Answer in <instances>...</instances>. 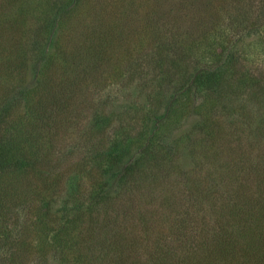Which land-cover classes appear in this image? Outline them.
<instances>
[{
    "label": "trees",
    "instance_id": "16d2710c",
    "mask_svg": "<svg viewBox=\"0 0 264 264\" xmlns=\"http://www.w3.org/2000/svg\"><path fill=\"white\" fill-rule=\"evenodd\" d=\"M5 1L9 16L5 27L2 24L6 16L0 17V35L4 36L0 38V47L4 43L6 47L0 50L6 55L0 59V65H6V70H10L9 67H18L16 62L20 59L24 61L27 47L32 46L28 42V35L32 33L26 30L25 23L18 25L11 16L16 13L28 16L37 6L34 3L28 8V4L23 6L22 1H18L19 5L17 0ZM127 1L121 0L120 4L124 5ZM130 3L134 9L137 7V11H140L139 6L146 4L149 8H157L156 3L142 0H130ZM174 3V17H170L172 11L168 9L165 17L159 9L152 17L147 12L148 20L151 19L150 23L147 20L148 31L138 27L141 25L139 15L130 16L132 23H137L135 28L141 46L145 45L144 38H147L149 48L160 59L163 60L162 55L166 56L170 51L174 62L185 64L183 68L169 67L166 70L168 73L157 75V84L150 90L154 107L145 113L151 115L146 120V128L138 135L127 127H120V132L113 139L106 140L104 137L111 121L109 114H97V124L94 122L91 128L79 122L81 117L73 115L74 118H68L75 107L71 94L68 95V88L82 87L99 64L109 62L108 48L123 47L120 39L129 14L124 11L125 17H122V9L119 10L122 24L113 20L108 25L111 37V40L107 39L108 45L107 41H103L89 47L88 51H93L95 55L91 69L78 68L69 74L60 92V88L53 90V85L48 84L54 95L44 85V98L35 101L24 95L15 100L6 94L0 96V105L6 108L0 111V264H33L35 257L46 260L50 256H59V264H82L85 261H89L88 264H101L95 261L98 258L105 259L107 264H264V176L261 174L264 166L259 160L253 164L249 158L252 154L248 151L238 153L244 156L241 158L245 162L234 166H229L234 151L226 152L225 160L219 159L221 148H231L223 142L226 126L221 121L229 113L220 107L224 104L222 97L233 102V117L236 120L231 121L235 126L238 122L249 123L253 117L264 114L259 105L264 103V0L251 4L252 10H246L252 22L250 28L247 25L245 28L249 36L259 35L255 42H260L262 56L250 65L240 57V52L245 49L238 47L235 39V35L244 37L241 31L230 34L228 24L224 23L222 31L218 32L222 37L209 31L194 34L196 26L186 29L188 26L184 24L188 20L194 22L198 19L197 15H201L200 0H175ZM255 5L258 6L256 12ZM41 8L39 20L48 21L42 27V38H39L40 29L39 33L33 35L40 39L37 48L49 50L60 19L55 15L58 13L56 11L50 20L49 17L45 20L52 13V6L50 9L46 5ZM163 18L174 27L168 33L163 31ZM177 22L182 25L178 27ZM19 45L21 49L17 47ZM51 53L57 59L63 56L65 62L62 65L72 63L73 68V59L68 53L64 54L61 49ZM193 59H198L201 64L196 65ZM143 61L138 62V71ZM149 63L147 59L146 66ZM189 67L192 69L188 71ZM124 80L125 77L122 82ZM226 91L227 95L223 96ZM23 96L24 104L21 102ZM111 113L122 117L128 110L118 107ZM66 124L74 128V132H79L86 147V150H80L83 149L81 146L74 151L80 152L78 156L74 155L79 165L75 164L74 159L71 160V155L68 157V154H61L56 149L57 139L61 138V129H66ZM255 133L262 134L260 128ZM169 136L172 138L168 139ZM93 145L94 150L90 147ZM100 146L106 148L98 149ZM161 152L164 155L157 156ZM174 157L178 161L188 157L197 167L211 166L218 173L220 183L225 185L224 189L220 191L218 182L211 180L204 193L203 178L198 174V169H190L186 170L188 176L184 181L189 192L179 200L167 196L155 198L154 193L150 192L142 198L140 196L138 202L134 201L137 199L136 186L150 183L151 179L153 182L162 181L161 178H167V175L159 177V171L180 166ZM17 164L23 167L14 177L12 170L7 168ZM226 166L231 172L226 170ZM218 168L221 169L217 172ZM51 169L54 172L48 179L46 174ZM74 173L79 177H74ZM251 176L259 180L255 184L257 191L251 190V183L242 182ZM155 184L149 191L155 190ZM85 187H89V201L77 204L76 200H79ZM251 194L258 196L251 198ZM210 197L212 202L209 209L212 212L208 211L207 216H197L196 213H204V202ZM121 198L122 203L131 202L129 210L123 212V221L134 219L131 227L118 220L109 224L107 216L113 210L114 202ZM152 200H161L160 205L174 210L176 217L172 220V231L168 236L170 240L157 237L150 246L142 243L145 236L139 230L142 227L150 233L151 227L144 221L151 219L149 217L160 220L155 215L160 212V206H153ZM55 201L65 211L58 222L52 211ZM107 226L110 228L104 232H107V236L104 234L103 239L95 240L94 232ZM32 231L36 232L41 243L30 241ZM133 236L141 242L132 240Z\"/></svg>",
    "mask_w": 264,
    "mask_h": 264
},
{
    "label": "rangeland",
    "instance_id": "374dc122",
    "mask_svg": "<svg viewBox=\"0 0 264 264\" xmlns=\"http://www.w3.org/2000/svg\"><path fill=\"white\" fill-rule=\"evenodd\" d=\"M18 1H22L23 6L25 4H28V8L29 5L31 6L34 3V6H37V8L32 9V12H30L28 16H26L25 14L22 15L21 13H16L11 16V19L14 20L16 24L21 25L25 23L26 30L29 33H32L28 35L30 37V41L28 42H30L32 46L29 45V47H27L25 54L26 57H24V61L20 59L21 61L16 62L19 68L13 66L9 67L10 70L8 68V70H6V65H0V69L3 68L0 71V96L6 94L11 99L15 100L16 97L20 98L22 95H24L27 99L34 98L35 101V99L44 98V94H46L43 89L44 85H46L50 94L54 95L55 92L52 91L56 88H60V90L58 89V91L60 92L63 85L65 84L64 81L65 79H67L69 74L77 71L78 68H83L82 70L91 69L92 64L95 62V55L93 51H88L89 47H95L98 43L107 41V39L109 38L108 25H110L113 20H117V22L122 24L120 22L122 18L119 17V10L122 9V17L124 16V11L129 14L128 17L126 16V21L123 26V35L120 39L123 47L119 49L116 47L108 48L110 61L99 64V68L93 71L92 76L86 80L82 87L78 89H76L75 87L68 88V95L70 96L71 94L70 97H72L75 101V107L68 114V118H74V116L76 118L81 117L79 122L91 128L94 125L93 123L95 122L97 114H109L111 118L110 127L105 134L106 137H104L108 141L113 139L115 135L120 132V127H127L133 134L136 135H138L139 132H143L144 128H146V120L151 115L145 113L149 109H152L154 107L150 95V90L154 87L155 84H157V75L168 73L169 71L166 70H168L169 67L183 68L185 64L183 63L181 65L177 61L174 62L171 58L170 51L166 56L162 55L163 60L160 59V57L155 55V52H153L152 49L149 48V42L147 38H144L146 40L143 48V46L140 45L141 40L139 39V36L137 34L138 30L135 28V24L137 25V23H132L130 16L139 15L141 19V25L138 27L141 30H143L144 27V29L148 31V21L150 23L151 20L150 18L148 20V17H152L153 15H155L154 13H156L158 9L161 15L165 17L167 9L168 11H172L173 9H175V0H157V2L156 0H142L146 3H156L157 8H149V5L146 4L144 6L142 5L138 7L140 11H137V7L135 9L133 8V4L130 3V0H128L124 5L120 4L121 0H17V4ZM259 1L260 0H200L199 7H201V15H197L198 19H195L194 22L188 20L184 25L188 26L186 29L192 26H196V33L194 32V34L197 35L205 34L208 31L219 34L218 32L221 30V26H224V23L225 25L228 24L226 26H229L230 34L235 35L239 31H241L243 36L246 38L241 37L242 35H235V39H237V46L245 49L244 51L240 52L242 53V55L240 54V57H243L242 60H244V63L250 65L252 61L257 60L258 58H262V56L260 55V42H255L256 37H258L259 35L253 36L251 34L249 36V31L245 28L246 25L250 28L252 22V17L246 10H252L250 5L254 3L258 4ZM38 3H40L39 6ZM45 5L49 6V9L50 6H52V13L50 15H47L45 17V20L47 17H49L50 20L54 16L56 11L58 13H56L55 15H58V18L60 19V26L57 27L58 29H56L57 33L54 36V42L49 50H43L42 48L36 47L40 41V36L42 38V27L44 26L46 21H48L39 20V12L40 10H42L41 7ZM257 10L258 6L255 5L254 11L256 12ZM116 12L117 15H115ZM147 12L150 13L149 16L147 15ZM7 14V2L4 0L0 2V17L4 18L6 16L5 23L2 24V27H5V25L8 24V22L6 21L9 15ZM170 14V17H174L172 15H175L176 11H172V13ZM11 19L9 18V21ZM1 23L2 22H0V26ZM175 24L178 27L182 25L181 22H177ZM161 25L163 27V31L166 33L174 28L166 18H163L161 20ZM39 29L41 33L39 35V38H36V36H34L33 34L39 33ZM4 34L5 33H3V35ZM220 34L219 36L222 37ZM0 38H4V36L0 35ZM109 40H111V37L109 38ZM108 41L106 42L107 45ZM118 43L119 42L115 43V45ZM60 46H62V48ZM1 47L5 48V43L1 44ZM1 47L0 49H2ZM17 47L19 48L20 45ZM57 49H61L64 54L68 53L71 60L73 59V68H71L72 63L68 66V63L62 65L65 62L63 56L57 59L56 55L54 56L53 53H51ZM45 51L48 52L43 55ZM5 55L6 53L3 50H0V59H2V56ZM129 57H132V59H130ZM134 58L136 59L135 61ZM120 59L121 61L118 62ZM147 59L150 60V63L146 66ZM141 60H144L143 66L138 71L137 65ZM193 61L196 65L201 64L198 59H193ZM191 69L192 68L189 67L188 71ZM124 77L125 80L122 82ZM48 84L53 85V90L48 86ZM40 89L42 91H38ZM28 91L30 92L29 94L27 93ZM224 95H227V91L226 93L224 92L223 96ZM24 96L21 98V102L23 104L25 103ZM261 98L262 96H260V100ZM221 101L224 104H221L220 107L225 108L226 112L229 113L228 116L226 114V116L222 118L221 121L226 126V130L224 132L225 138L223 142L225 141L226 146L228 144L231 148H221L219 153L222 154L219 155V159L225 160L226 152L228 153L230 150L234 151V157H232L229 164V166H234L242 161L245 162V159L241 158L244 156H239L238 153L245 154L247 153L246 151H248L252 154L251 156H249V158L251 159V161H253V164H256V162L259 160L260 164L262 163L264 166V130H261V128H264V114L262 116L253 117V119L249 121V123H246L247 125L242 122H238L235 126L232 123V121L234 122V120H236V118L233 117V102L226 100L224 97H222ZM259 105L262 108L261 110L263 112L264 103L261 102ZM118 107H121L124 110H128V113H125L122 117H120L121 115H113L114 113L112 114L111 112H113ZM3 109L6 108L0 105L1 112L3 111ZM1 112L0 125L2 124ZM82 117L84 119H82ZM65 127L66 129H61V138L57 139L56 149L58 152L61 151V154H68V157L69 155H71L72 160L74 159V155L78 156L80 153L74 152L77 148L83 146V149L80 150H86V147L83 144V139L81 138L79 132H74V128L69 127V125L67 124L65 125ZM257 128H260V133L262 132V134L255 133ZM159 134L163 137V134L161 132ZM169 138L172 137L169 136L168 139ZM106 144L108 145L107 141ZM90 147L92 150L95 149V145ZM100 148L106 147L100 146L98 149ZM103 152H105V150ZM159 154L161 156L164 155L161 152L158 153L157 156H159ZM93 156H95L94 152ZM174 160H176L180 164V166L178 165V167L172 168V170L169 171H159V177H165V175H167V178H161L162 181L154 180L155 182H153L151 179L150 183H143L142 186H136L135 194L137 195V199L134 201L138 202L140 200V196L142 198L144 195L149 194L150 192L154 193L155 198L163 199L164 196H167L168 198L179 200L180 198H182V195H184L185 193L188 194L189 192V189L186 188V184L184 181L188 176V172H186V170L190 169H198V174L201 176V178H203L202 187L204 193L206 192L205 187H207L208 182L211 180H215L218 182L217 187L220 191L224 189L225 185L220 183L219 178L217 177L218 173H215L212 170L213 168L211 166L205 165L204 167H197L195 166L196 164L194 165V163H191V161H189L188 157L181 158V161H178L174 157ZM74 162L75 164L79 165V161H77L76 159H74ZM22 167L23 166L21 164H17V166L9 165L7 170L11 169L13 172V176L15 177L18 174V171L22 169ZM225 168L226 170H229L228 172H231V169H229L228 166H226ZM220 169L221 168H218L217 172ZM49 172L46 174L48 175V179L52 177L53 173L51 172L54 171L53 169H51L49 170ZM261 174H263L264 176V172ZM73 176L79 177V175L76 173H74ZM258 181L259 180H257L255 176H251L249 179L242 182L251 183V190L257 191L258 188H256L255 184H257ZM153 184H155V190L152 189V191H149ZM85 185H87V183ZM34 186L35 183L32 185V189ZM141 193L143 194L141 195ZM262 195L264 196V191ZM206 196L207 195H205L204 199L206 198ZM257 196L258 194L250 195L251 198ZM147 198L150 197L148 196ZM122 199L123 198H121V200L119 201L114 202V208L107 216L109 218V224H114L118 220L123 225L127 224V227H131L134 223L133 218L123 221V212L129 210L131 202H126L125 204L122 203ZM211 200L212 197H210L208 200H205L204 202L206 204L204 207L206 210L203 211L205 214L199 212L196 213L197 216H207L208 211L212 212V209H209V203L212 202ZM87 201H89V187H85V191L82 189L81 197L79 198V200H76V203L86 204ZM152 201L154 202L153 206H160V212L155 214L158 216V218H160V220H156V218L153 216L149 217L152 220H144L145 223L151 227L150 233L145 232V229H143L142 227L139 230L140 234L142 236H145V239L142 241V243L148 244L150 246V243H152L157 237H167V240H170L168 236H170V233L172 231V220L176 217L173 213L174 210L160 205L161 200ZM147 209L150 210L149 207ZM184 210L185 208L183 210H180V212ZM52 211L57 222L61 219V217L63 218V215L65 214L64 208L60 206V203L58 201L52 203ZM137 220L138 219L136 217V221ZM114 228L118 229L117 226H115ZM101 229L102 228H99L94 232L93 236L95 237V240L103 239L102 237L104 236V234L105 236H107V232H104L109 231L110 228L107 226L106 229ZM133 237L134 238H132V240H138V243L141 242L140 239H137V237ZM30 241H33V243L39 241V243H41V239L39 240V238H37L35 231H32L30 235ZM175 243L176 241L174 242V244ZM137 250L140 249L137 248ZM138 257L139 256H137L136 258ZM59 259V256H50L46 260L35 257V261L33 264H59ZM143 259H145V257H143ZM95 261H98V263L100 261L101 264H107L105 263V259L98 258ZM88 263L90 262H82V264Z\"/></svg>",
    "mask_w": 264,
    "mask_h": 264
}]
</instances>
